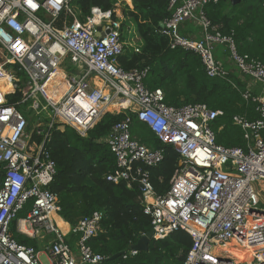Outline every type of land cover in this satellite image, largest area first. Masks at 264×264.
I'll use <instances>...</instances> for the list:
<instances>
[{"label":"built area","instance_id":"obj_1","mask_svg":"<svg viewBox=\"0 0 264 264\" xmlns=\"http://www.w3.org/2000/svg\"><path fill=\"white\" fill-rule=\"evenodd\" d=\"M210 1L170 0L172 13L161 32L171 48L198 54L209 77L229 75L216 56L223 46L241 73L260 84L258 95L249 89L244 96L258 102L261 117H234L246 148L217 143L212 124L223 110L205 103L167 105L161 88L145 84L148 68L120 65L125 48L119 3L108 10L94 7L81 21L72 0H0V264H104L106 256L90 244L103 210L70 228L80 233L75 248L65 241L59 197L49 188L56 163L45 143L52 129L66 126L86 136L107 112L126 115L106 139L117 166L107 179L139 182L154 238L188 232L193 247L185 264H236L223 248L232 242L252 253L250 264H264V62L240 54L234 32L224 34L212 23L205 11ZM62 12L73 15V22L58 26ZM187 19L199 24L200 37L180 32ZM15 93L21 97L10 103ZM27 113L35 119L32 129ZM132 115L180 156L163 195L156 194L149 167L163 160L164 149L133 137ZM20 236L38 240L41 250L21 243ZM137 253L130 249L122 258Z\"/></svg>","mask_w":264,"mask_h":264},{"label":"trees","instance_id":"obj_2","mask_svg":"<svg viewBox=\"0 0 264 264\" xmlns=\"http://www.w3.org/2000/svg\"><path fill=\"white\" fill-rule=\"evenodd\" d=\"M79 20L84 21L94 7L112 9L120 4L123 14L122 37L125 51L119 57L120 65L130 70L148 68L144 80L150 89L161 88L165 103L182 106L190 103H205L212 109L223 110L212 124L218 144L226 147L246 148L244 130L234 122L236 115L249 120L261 117L258 102L259 86L250 77L230 70L224 63L229 58L228 50L218 46L217 59L229 70L226 78L209 77L198 54L183 48H171L170 39L161 32V23L171 15L170 0H72ZM205 11L212 23L224 34L234 32L240 54H248L264 62V0L210 1ZM73 15L62 12L58 26L72 23ZM190 38L202 34L199 24L187 19L179 27ZM237 67V66H236ZM251 90L252 97L244 93ZM21 94L9 96V102L20 99ZM25 105L17 108L23 111ZM31 115L27 113V120ZM124 112H107L91 128L86 136L70 126L52 129L45 149L56 163V174L49 188L59 197L60 215L75 228L79 221L96 210H103L100 230L90 244L94 251L106 256L104 264H185L193 247L192 236L183 229L174 230L165 238H152L148 250L123 259L131 246L152 230V218L145 213L142 188L137 181L122 179L114 182L107 175L117 171L116 157L106 141L112 127L125 118ZM132 134L141 143L152 149H164V158L156 166L149 167L150 178L157 195L165 194L179 165L180 156L174 146L163 143L157 135L135 115ZM29 126L30 122L28 121ZM25 213H21L23 215ZM80 233L71 229L65 241L72 248ZM21 243L41 250L42 243L36 239L20 236ZM123 254L115 259V254Z\"/></svg>","mask_w":264,"mask_h":264},{"label":"bare ground","instance_id":"obj_3","mask_svg":"<svg viewBox=\"0 0 264 264\" xmlns=\"http://www.w3.org/2000/svg\"><path fill=\"white\" fill-rule=\"evenodd\" d=\"M7 91H9L7 88H6ZM257 222H254L252 223L253 225H255ZM59 225L64 229V231H66V226L65 224L62 222V220H59ZM235 243H229V244H226L223 246L224 249H227V250H231L232 251V254L233 255V259L235 261L236 264H250L251 263V256H252V253L250 251H247L248 249H244L243 251L240 250V248H237V247H232V245H234ZM263 246V245H262ZM261 247V246H259ZM246 253H249L248 255H244ZM244 255V256H242ZM237 256V257H236Z\"/></svg>","mask_w":264,"mask_h":264},{"label":"water","instance_id":"obj_4","mask_svg":"<svg viewBox=\"0 0 264 264\" xmlns=\"http://www.w3.org/2000/svg\"><path fill=\"white\" fill-rule=\"evenodd\" d=\"M234 3H237L238 1H240V0H232ZM163 24L161 23V26H162ZM99 35V34H98ZM154 230L152 229L151 231H149L148 233H146V234H143L139 239H138V241L136 242V243H134L132 246H131V249L132 250H138V251H140V250H148V248H149V243H150V241H151V239L152 238H154ZM123 254V252H121V253H118V254H115L113 257H112V259H115V258H117V257H119V256H121Z\"/></svg>","mask_w":264,"mask_h":264},{"label":"crops","instance_id":"obj_5","mask_svg":"<svg viewBox=\"0 0 264 264\" xmlns=\"http://www.w3.org/2000/svg\"><path fill=\"white\" fill-rule=\"evenodd\" d=\"M129 1V5L130 6H132V0H128ZM224 63L227 65V67L230 69V70H234V71H236V72H238L239 73V70H238V68L236 67V65H235V63L230 59V58H226L225 57V59H224ZM61 74V73H60ZM10 91H12L11 89H10ZM263 188H264V186H263ZM60 220H62V222L65 224V226H66V231H70V228H71V225L69 224V223H67L66 221H64L62 218L60 219ZM234 247H237L236 246V244H234L233 245ZM240 250H243V249H241L240 248ZM246 254H248V253H246ZM234 255V254H233ZM245 255V254H244ZM235 256V255H234ZM243 256V255H242ZM237 257V256H236ZM44 261H46V257H45V260Z\"/></svg>","mask_w":264,"mask_h":264},{"label":"rangeland","instance_id":"obj_6","mask_svg":"<svg viewBox=\"0 0 264 264\" xmlns=\"http://www.w3.org/2000/svg\"><path fill=\"white\" fill-rule=\"evenodd\" d=\"M254 82L260 87V84L258 82H256V81H254ZM7 89L10 91L11 87L9 86V87H7ZM28 121L30 122L29 129H32L36 125L34 117L31 115L29 117ZM260 191H261V193L264 194V188L263 187L262 188L260 187ZM236 246H238V245L236 244ZM241 249L244 250V248H241ZM248 254H245V255H248ZM42 259L45 260V256H42Z\"/></svg>","mask_w":264,"mask_h":264},{"label":"snow or ice","instance_id":"obj_7","mask_svg":"<svg viewBox=\"0 0 264 264\" xmlns=\"http://www.w3.org/2000/svg\"><path fill=\"white\" fill-rule=\"evenodd\" d=\"M29 3H31V0H29ZM32 6H33V7H35V5H34V4H33Z\"/></svg>","mask_w":264,"mask_h":264}]
</instances>
